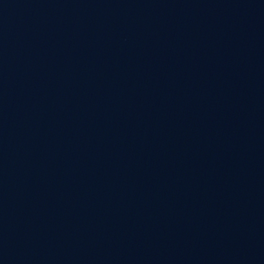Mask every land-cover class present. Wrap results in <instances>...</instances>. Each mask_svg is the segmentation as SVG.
<instances>
[{
  "label": "water",
  "instance_id": "1",
  "mask_svg": "<svg viewBox=\"0 0 264 264\" xmlns=\"http://www.w3.org/2000/svg\"><path fill=\"white\" fill-rule=\"evenodd\" d=\"M0 264H264V0H0Z\"/></svg>",
  "mask_w": 264,
  "mask_h": 264
}]
</instances>
